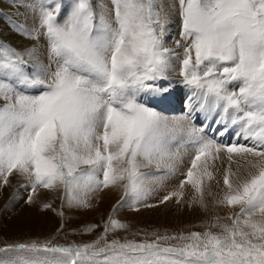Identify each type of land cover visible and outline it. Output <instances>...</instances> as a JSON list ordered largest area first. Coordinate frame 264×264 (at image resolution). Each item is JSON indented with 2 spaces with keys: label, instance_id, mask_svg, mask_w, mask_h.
Segmentation results:
<instances>
[{
  "label": "snow or ice",
  "instance_id": "6c2138e0",
  "mask_svg": "<svg viewBox=\"0 0 264 264\" xmlns=\"http://www.w3.org/2000/svg\"><path fill=\"white\" fill-rule=\"evenodd\" d=\"M7 2L38 22L28 26L0 7L11 31L37 42L20 50L0 36V186L15 170L31 188L28 203L42 188L69 207H91L104 189H120L113 213L125 205L138 211L155 206L147 203L153 185L175 176L191 150L185 179L160 203H180L190 185L206 207V188L211 196L220 172L217 203L238 211L203 232L153 233L141 242L109 240L128 227L110 215L91 243L31 241L0 252L27 254L26 264H264V0ZM173 14L182 57L164 41ZM176 61L190 95L183 113L169 116ZM209 127L220 137L232 132V142L209 138ZM153 165L164 175L141 170Z\"/></svg>",
  "mask_w": 264,
  "mask_h": 264
},
{
  "label": "rangeland",
  "instance_id": "374dc122",
  "mask_svg": "<svg viewBox=\"0 0 264 264\" xmlns=\"http://www.w3.org/2000/svg\"><path fill=\"white\" fill-rule=\"evenodd\" d=\"M168 1V0H166ZM96 3H99L100 0H95ZM103 2L107 3V0H103ZM169 3H173L174 0H169ZM3 12L7 16H11L13 20H16L18 22H26L28 26H31L34 23H37L38 20L33 17V15L25 8H19V11L22 10V13L15 14L11 13L7 10L9 6V3L7 0H4L2 5ZM26 11V12H25ZM66 12V10H65ZM22 14V15H21ZM23 17V18H22ZM178 17V16H177ZM179 18V17H178ZM0 23L4 24V26L14 34L16 37L22 38L25 42H27V45L25 47H31L33 44H36L35 41L28 40L24 38L23 36L13 32L10 30L8 24L4 20H0ZM178 29L180 33V21L178 22ZM7 34V31L5 32ZM5 39V38H4ZM40 41H43L46 44V41L41 38ZM39 41V42H40ZM31 44H29V43ZM39 44V43H38ZM12 45L20 50H23L24 48L22 47H17V45L13 44ZM39 46V45H37ZM182 57V55H181ZM179 63V62H178ZM180 63L178 66V70H176V74L172 73L169 77L172 78H180L181 76L179 75L180 72ZM170 79V78H169ZM174 84V82H173ZM172 89L176 92L178 89V86L175 87L172 85ZM179 87H182L180 92L178 94L176 93V99H178V96L180 97V101H184L187 99V96L184 94L183 90L186 88L185 85H181ZM29 94H38V90H31ZM2 103V101H0ZM153 106H155L153 104ZM169 107V108H168ZM174 104L168 105L167 110L165 113L171 112V110H175ZM177 109V108H176ZM199 126L202 124V122L197 123ZM214 131H212L209 135L204 133L206 136L209 138L215 139L218 143H224V144H229L233 140V133L229 132L227 135L220 137L216 133L213 134ZM239 143H247L246 141L240 140L238 141ZM175 150V149H174ZM190 156H191V150H189L188 155L185 156L184 160L182 163L177 165V173L175 176H170L164 180V184L162 186L158 185H153L155 191L159 194L161 192L163 193L165 188L166 182H177L178 185L180 184V181L185 179L184 173H186L187 168L190 166ZM220 166V162L217 161V167ZM144 172H148L151 174H154L156 176H163L164 173L162 171H157L156 168L153 166H149L147 168L141 169ZM217 178L220 181L219 187L223 186L222 182V175L220 172L215 173ZM221 176H220V175ZM214 182V181H213ZM27 181L23 176H20L13 171V173L9 176V184L3 185L2 187L0 186V189H5L9 190L8 195L4 199V203L1 202L0 205V248H5L8 245H16L20 243H26V242H31V241H49L51 240L52 244L54 245H68V244H85V243H91L95 240H97L104 232V224L108 220L110 215H113L115 219L120 220L121 222L125 223L128 227L125 229H120L115 232H110L108 234V239L111 240L113 238H119L121 241L124 239H134L138 242L144 241L145 239L147 240H152L155 239V236H153V233H156L158 235H174V234H180V233H190L193 231L197 232H203L206 230L207 226L210 223H217V224H222V223H229L226 219H216V218H224L226 217L230 212L238 211V209H229L227 207H221L217 203L218 200H220L223 197V192H221L218 196L211 195L209 196L207 194V189L205 192V205L206 207H202L199 203H194L191 205H183V198L181 199L180 207H186L187 211L190 206H198L203 213L199 215L198 217H186L184 215H179V216H173L174 214L172 212H165L164 215V220L162 222V226H160L158 229H154L149 225H146L147 221L143 216L139 215V210H143L144 208H152V207H143L140 206L139 210L132 209L128 207L127 205L123 207H119L115 213H113L114 207L117 206V202L120 200L121 195H122V190H120L118 196L115 198V200L108 202L107 205H105V208H99V205H101V200L96 199L95 197L91 201V207H69L66 206V204L61 203V199L57 193L56 197H53L48 199L47 197H39L40 192L37 191V194L33 197V202L28 203V197L31 195V188H25L22 187V185L26 184ZM9 186V187H7ZM217 186V185H215ZM163 187V188H162ZM188 190L194 193V190L191 188L190 185H186ZM224 187V186H223ZM222 187V188H223ZM10 188V189H9ZM42 189V188H41ZM160 189H163L162 191ZM47 190V189H45ZM172 189L170 187L166 188V191ZM17 192L18 194L15 196L16 202H19V204H25V208L30 210V212L33 211V216H32V222L33 224L32 229H28L24 234H18V233H13V222L17 218V211L13 212L11 211V208L14 207L12 204L11 200V194L13 192ZM39 193V194H38ZM165 194L163 193L160 195L161 197L164 196ZM99 196V195H97ZM96 196V197H97ZM155 196L152 194V196L149 198L152 199ZM3 198V197H2ZM36 198V199H35ZM197 198V197H196ZM198 199V198H197ZM147 201V203H150L152 205H158L157 201ZM171 201V200H169ZM166 201V202H169ZM173 204H176V198H174V201L172 202ZM8 204V205H7ZM50 204L51 207L45 208L44 205ZM65 206V207H64ZM9 207V209H8ZM68 207V208H67ZM221 210H224L225 208L230 210L228 214H221L218 212V208ZM76 208V209H75ZM95 208V209H94ZM204 209V210H203ZM76 212V213H75ZM70 213V214H69ZM95 213V214H94ZM120 213V214H119ZM133 213V214H131ZM15 214V215H14ZM69 214V215H67ZM94 214V215H93ZM128 214V215H127ZM81 215V216H80ZM123 215V216H122ZM126 215L128 217H126ZM136 215V216H135ZM139 215V216H138ZM78 216V217H77ZM203 216V217H202ZM35 217V218H34ZM125 217V218H122ZM34 218V219H33ZM40 218H45V223L41 227L43 228L42 230L38 229V224L36 222H39ZM127 218V219H126ZM130 218V219H129ZM169 219V220H168ZM175 219V220H174ZM188 219V220H187ZM145 220V221H144ZM178 220V221H177ZM167 221V222H166ZM175 223V224H174ZM95 225L96 227L92 228L91 231H88V227ZM151 227V228H150ZM40 230V231H39ZM212 231L218 232L220 229L213 228ZM104 243V241H101V245ZM168 243L175 244L177 241H169ZM27 254L12 251V252H0V264H26L27 261Z\"/></svg>",
  "mask_w": 264,
  "mask_h": 264
},
{
  "label": "bare ground",
  "instance_id": "6f19581e",
  "mask_svg": "<svg viewBox=\"0 0 264 264\" xmlns=\"http://www.w3.org/2000/svg\"><path fill=\"white\" fill-rule=\"evenodd\" d=\"M168 1L165 0V3L166 4L169 3ZM7 10L9 12H11V13L18 14L17 13V9H15V8L8 7ZM18 12L19 13H22L23 11L22 10H20V11L18 10ZM178 22H179V18L177 17V15L173 14L172 17H171V22L168 25L167 34L164 37V41H165L166 46L174 48L175 51H176V53L181 56L182 53H183V49L182 48H177L176 45H175V40L181 39L180 38V35H179V29L177 27L178 26ZM6 31H7V34L5 33ZM0 36H2L3 38H5V40H8L11 43L17 45V47L24 48L25 45H27V42H25L22 38L16 37L14 34H12L11 32H9V30L2 23H0ZM35 43L37 44L36 41H35ZM182 43H183V41H182ZM38 45H39L38 47L41 48L42 58L45 59V61H46V56H47V54H46V44L43 41H40ZM178 66H179L178 61L174 62V71L172 73H174L175 75H177L176 74V70H178ZM169 78H170L169 80L171 81V83H172V81H175L176 80V78H172V77H169ZM181 88L182 87H178V89H177L176 92L172 89L173 90V99H172V103L171 104L172 105L174 104V106H175L174 108L175 109L178 108V107H180V106H183V102L179 100L180 97L178 96V99H176V93L178 94V92H180ZM183 92H184V94L186 96L190 95V90L187 87L184 88ZM143 99L151 100L150 97H143ZM196 115L198 116L199 119L204 120V114L203 113H197ZM212 119H214V117H210V120H212ZM165 184H166L165 186L170 187L172 189V191L177 190V188H178V183L177 182H166ZM210 184H211L212 195L218 196L221 192H223V188L224 187L222 186L223 187L222 188V187H219V186H215V185H217L215 181L214 182L213 181L210 182ZM7 187H9V186H7ZM166 188H165V190L163 192L165 195H167L169 192H172L171 190L166 191ZM6 189H7L6 187H5V189L4 188L3 189H0V205H1V202L4 203V199L6 198V196L9 193V190H6ZM38 190H39L38 192L42 193V194L39 195V197H44L45 196V197H47L48 199L51 200V198L57 196V192H53V191L45 190V189H38ZM160 190L162 191L163 189H160ZM156 191L154 190V192H153V195L155 197L152 198V199H150L149 201H157L158 202V205H156L157 207L154 206L152 208H144L143 210H141V209L139 210V215L143 216V218H145L146 220H148L147 223H146V225H149V226H151L154 229H158L160 226H162V222L164 220L165 212H172L174 214L173 216H175V217L176 216H179L181 214V215H184L186 217H193V218L194 217H198V219H199V215H201L203 213V211L200 208H198L199 205H197V206L196 205L195 206H190L191 208H189L187 211H185L186 210V207H180L181 204L179 205V204H177V202H176V204H173L172 203L174 201V198L171 201H169V202H165V203L161 204L160 203V200L163 198V196L161 197L160 195H162L163 193L161 192V194H159ZM119 192H120V190H118V189H104L102 192H100L98 194L99 196L95 197V200L96 199H99L101 197L100 200H101V203L102 204L99 205V208L104 209L105 208V205H107L108 202H111L112 200L113 201L115 200V198L118 196ZM17 194L18 193L16 191L13 192L11 194V200H10L12 202V204L14 205V207L11 208L12 213L15 212V211H17V218L14 220L15 222H13V228L12 229H13V233H15V234L18 233V234H21L22 235L29 228L32 229V226L31 225L33 224V222L31 220H32V216H33V211L32 212H30V210L27 211V209L25 208V206H26L25 204H19V202H16L15 196ZM194 197L196 198L195 192L194 193L191 192L185 186V188H184V196H183V203L182 204L183 205H185V204L191 205V204H194V203H198V202H196V201H198V199H197L198 197L196 198V201H194ZM221 207H223V206H221ZM8 209H9V207H8ZM218 209H219L218 212L221 213V214H223V213L224 214H228L229 211L231 210V209L228 210L226 208L224 210H221L220 208H218ZM69 214H67V215H69ZM131 214H133V213H131ZM127 215H126V217H128ZM122 218H125V217H122ZM45 221H46L45 218H40L39 219V222H36L38 224V226H37L38 229H40V230L43 229L41 226L44 225Z\"/></svg>",
  "mask_w": 264,
  "mask_h": 264
}]
</instances>
